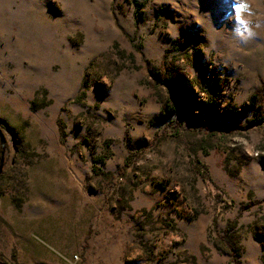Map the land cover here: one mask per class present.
<instances>
[{"label":"rangeland","instance_id":"374dc122","mask_svg":"<svg viewBox=\"0 0 264 264\" xmlns=\"http://www.w3.org/2000/svg\"><path fill=\"white\" fill-rule=\"evenodd\" d=\"M0 131V259L264 264V0H0Z\"/></svg>","mask_w":264,"mask_h":264},{"label":"trees","instance_id":"16d2710c","mask_svg":"<svg viewBox=\"0 0 264 264\" xmlns=\"http://www.w3.org/2000/svg\"><path fill=\"white\" fill-rule=\"evenodd\" d=\"M139 45L142 46V42H140ZM162 73L161 74L163 75L164 78H162V76H160L161 74H158L157 75L158 80H162V81L166 80V83H168L170 85H173L172 83L175 82V79H176V71H175L174 66L173 65L167 66L164 69V72H162ZM173 95L175 97L176 102H178V103L174 104V107L171 106L168 103L165 104L163 106V112H164L163 115H159V116H157L155 118V120L158 123H162V122H164L166 120H172L175 117V115L179 116L180 112H185V110L182 108L183 107V103H184V98H185L183 87L182 86H176L175 88H173ZM261 100H262V94H261V90L259 89V90H256L254 92V94L252 95L251 100H250V104H249L248 107L250 109L259 108L261 106L260 105V103L262 102ZM179 110H180V112H179ZM177 111H178V114H177ZM111 143L112 142H111L110 139L105 141V146L107 147V149L110 148ZM109 155H110V153L108 154V151H105L103 154L97 156L94 159L95 165L93 167V171L95 173H100L101 172V167L106 164V161H107ZM127 162H129L128 159H127ZM126 165H128V164H126ZM227 204H228V206L232 205L230 202H228ZM213 224L217 225L216 217L213 220ZM12 255H13V257H16L15 250H13ZM0 264H14V263H12L11 261L6 260L4 258H1L0 259ZM230 264H232V263H230Z\"/></svg>","mask_w":264,"mask_h":264},{"label":"water","instance_id":"95a60500","mask_svg":"<svg viewBox=\"0 0 264 264\" xmlns=\"http://www.w3.org/2000/svg\"><path fill=\"white\" fill-rule=\"evenodd\" d=\"M0 136H1V143L4 144L5 143V139H4V136H3L1 131H0ZM0 172H1V168H0Z\"/></svg>","mask_w":264,"mask_h":264},{"label":"built area","instance_id":"2783aa9c","mask_svg":"<svg viewBox=\"0 0 264 264\" xmlns=\"http://www.w3.org/2000/svg\"><path fill=\"white\" fill-rule=\"evenodd\" d=\"M76 258H78V256H76Z\"/></svg>","mask_w":264,"mask_h":264}]
</instances>
